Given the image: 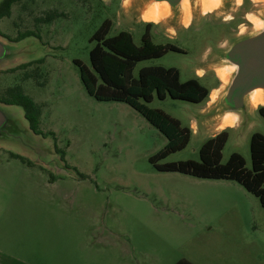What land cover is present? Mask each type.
<instances>
[{"label":"rangeland","instance_id":"obj_1","mask_svg":"<svg viewBox=\"0 0 264 264\" xmlns=\"http://www.w3.org/2000/svg\"><path fill=\"white\" fill-rule=\"evenodd\" d=\"M143 11L135 0L127 10L121 0H23L0 22V35L10 41L35 34L13 42L17 58L0 69V100L7 89L21 86L40 106L45 134L20 132L16 142H0V264H176L182 259L264 264L259 199L236 181L157 171L150 158L165 148L166 136L130 105L91 97L75 64L78 60L91 67V38L106 20L112 22L109 36L130 32L138 46L149 24L156 44H173L185 53L170 51L139 62L134 77L145 67L161 66L177 68L183 82L199 79L195 69L212 65L209 55L199 64L205 52L225 50L255 32L245 15L262 19L264 4L244 0L239 8L234 4L193 21L189 10L184 22L192 26L185 30L184 23L177 27L178 20L164 22L163 15L158 24L145 23ZM227 15L234 19L225 22ZM241 24L247 29L243 35ZM23 64L29 65L16 69ZM206 69L199 81L211 90L221 81ZM210 102V96L202 104L154 97L146 104L192 130L189 145L160 164L200 161L203 144L222 132L203 123ZM260 108L247 104L242 123L224 130L229 138L223 164L239 153L247 169H253L251 138L264 135ZM5 111L17 125L29 127L22 107Z\"/></svg>","mask_w":264,"mask_h":264},{"label":"trees","instance_id":"obj_2","mask_svg":"<svg viewBox=\"0 0 264 264\" xmlns=\"http://www.w3.org/2000/svg\"><path fill=\"white\" fill-rule=\"evenodd\" d=\"M21 1L23 0L1 1L0 20L3 17H10L12 6ZM50 20L51 17L44 21ZM111 29L112 22L106 20L91 38V42H95L90 51L91 67L81 61H75L88 94L98 101L124 102L130 105L166 136L168 143L165 148L150 158V162L157 171L177 172L200 179L236 181L256 196L264 209V135L261 133H255L251 138L252 170L247 169L246 161L239 153H233L226 164L222 163V152L229 138L227 131H222L203 144L200 149V161L159 163L169 155L185 149L191 141L192 130L183 126L180 120L165 111L150 108L146 104L151 103L154 97L160 100L170 97L175 100L202 104L208 101L211 91L199 79L181 81V74L177 68L145 67L135 78L134 69L139 62L163 57L170 51H179V48L173 44H156L149 29L143 33L140 46L135 44L133 35L127 31L109 36ZM31 36L35 34L33 32L23 33L14 42ZM27 65L29 64L20 65L16 69ZM0 101L22 107L30 128L36 134L45 136L40 129V106L24 93L21 86L17 85L7 89ZM259 112L264 117V107H261ZM12 156L22 162L27 161L20 155L12 154ZM61 158L65 160L63 151ZM176 264L192 263L182 259Z\"/></svg>","mask_w":264,"mask_h":264},{"label":"water","instance_id":"obj_3","mask_svg":"<svg viewBox=\"0 0 264 264\" xmlns=\"http://www.w3.org/2000/svg\"><path fill=\"white\" fill-rule=\"evenodd\" d=\"M135 2H138L141 9L144 7L143 14L148 11L152 3L163 2V0H135ZM167 2L170 5L171 15L164 16L163 21L175 22V20H178L177 27H179L178 25L181 23L185 25L186 22H184V20L188 17L186 16L187 13L183 9L180 0H167ZM234 4L235 0H225L224 5L217 10H226ZM201 7L202 6L195 3V0H192L190 6V21L200 18L202 15ZM217 10H215L214 13ZM262 19H264V15ZM13 42L14 41H10L6 37L0 35V69L15 64L13 61L17 58V55L13 52ZM214 50V52L212 51L211 54H208V59H211L210 62L212 65H218L221 60L228 57L230 60L240 65V71L234 75L232 83L224 90L227 92L226 99L224 98V92L218 93L220 98L217 99L216 102L211 101V104H209L208 108L202 113L204 116L203 123L209 128L213 127V129L219 127L220 121L217 119L218 115L229 110H234L239 113L241 116V124L242 115L245 112L247 104L251 106L250 103L243 101V96L255 87H264V34L257 32L248 33L232 41L225 50H220L218 48ZM200 61L199 64H202L205 60L202 59ZM208 67L210 68V66ZM208 67L205 66L204 68ZM10 106L15 105L0 101V142H16L15 139L18 138L17 135L20 132H31L34 135H38L30 128V125L29 127L17 125L15 118L5 111V109ZM193 127L197 131L199 126L196 127V124L193 123Z\"/></svg>","mask_w":264,"mask_h":264},{"label":"clouds","instance_id":"obj_4","mask_svg":"<svg viewBox=\"0 0 264 264\" xmlns=\"http://www.w3.org/2000/svg\"><path fill=\"white\" fill-rule=\"evenodd\" d=\"M133 0H121V7L125 10L129 9L132 6ZM225 0H195L197 5L201 7V14L207 15L215 10L221 8L224 5ZM253 5L264 4V0H251ZM180 3L183 9L187 12L190 10L192 0H180ZM244 4V0H235V5L239 8ZM163 16L171 15L170 5L167 0L163 2H154L151 4L148 11L141 15V20L145 23H160V19ZM232 15H227L224 17V21L228 22L233 20ZM245 19L252 22L254 26V31L260 34H264V19H260L259 15H255L251 12L245 15ZM185 28L189 27V23H185ZM240 34L243 35L247 31L244 24L239 25ZM168 32L175 36L176 32L174 28H169ZM224 45H221L223 47ZM211 52V49H208L205 52V55L202 57L203 60L207 59L208 54ZM212 72L215 73L217 79L221 81L219 89H213L209 93V96L213 102H216L220 97L218 93L224 92V98L227 97V92L224 91L227 86L232 83V78L234 75L240 71V65L236 62H233L228 57L221 60L218 65L210 66ZM209 69L206 68H196L195 75L199 79H203L208 74ZM243 101L250 103L253 108H259L264 106V87H255L252 90L248 91L243 96ZM217 119L220 121L218 131H224L226 128H236L241 122V116L237 111L229 110L223 112L221 115H218Z\"/></svg>","mask_w":264,"mask_h":264},{"label":"flooded vegetation","instance_id":"obj_5","mask_svg":"<svg viewBox=\"0 0 264 264\" xmlns=\"http://www.w3.org/2000/svg\"><path fill=\"white\" fill-rule=\"evenodd\" d=\"M3 1V0H2ZM22 2V1H21ZM19 3V2H18ZM15 4H17V3H15ZM14 4V5H15ZM13 5V6H14ZM13 6H12V8H13ZM209 14H211V15H214L215 13L214 12H211V13H209ZM12 15V14H11ZM208 15V14H207ZM206 15H201L200 17H201V19L203 20V18L205 17ZM11 17V16H10ZM214 17V16H213ZM5 18H9V17H3L1 20H0V22L3 20V19H5ZM51 21V20H50ZM46 22H48V21H46ZM189 26H192V23H190L189 24ZM150 28H151V26L149 27V24H146V27H145V31L147 30V29H149L150 30ZM185 29H189V27H187V28H185V26L183 27V30H185ZM179 48V47H178ZM178 53H185V51L183 50V49H181V48H179V51H177Z\"/></svg>","mask_w":264,"mask_h":264},{"label":"crops","instance_id":"obj_6","mask_svg":"<svg viewBox=\"0 0 264 264\" xmlns=\"http://www.w3.org/2000/svg\"><path fill=\"white\" fill-rule=\"evenodd\" d=\"M220 84H221V83H220ZM220 84L217 85L216 87L211 88L210 91L212 92L213 89H219V88H220ZM210 99H211V98H210ZM211 101H212V100H211ZM209 104H211V102H210ZM207 108H208V106H207ZM193 128H194V127H193ZM235 129H236V128H235ZM23 163H25V164H27V165H29V166L33 165L32 163H28V162H23ZM54 182H55V181H54ZM54 182H53V183H54ZM13 261H14L13 259H10V260H8L7 262H8V263H13ZM189 262H191V261H189ZM191 263L194 264L193 262H191Z\"/></svg>","mask_w":264,"mask_h":264},{"label":"bare ground","instance_id":"obj_7","mask_svg":"<svg viewBox=\"0 0 264 264\" xmlns=\"http://www.w3.org/2000/svg\"><path fill=\"white\" fill-rule=\"evenodd\" d=\"M146 12H147V11H146ZM146 12H145V13H146ZM162 15H163V11H162Z\"/></svg>","mask_w":264,"mask_h":264}]
</instances>
